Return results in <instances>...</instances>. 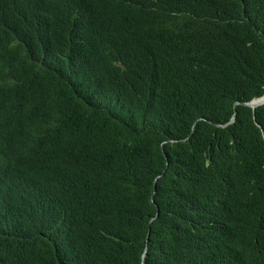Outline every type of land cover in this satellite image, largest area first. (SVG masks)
Masks as SVG:
<instances>
[{"label": "trees", "instance_id": "obj_1", "mask_svg": "<svg viewBox=\"0 0 264 264\" xmlns=\"http://www.w3.org/2000/svg\"><path fill=\"white\" fill-rule=\"evenodd\" d=\"M263 96L264 0H0V264H264Z\"/></svg>", "mask_w": 264, "mask_h": 264}, {"label": "water", "instance_id": "obj_2", "mask_svg": "<svg viewBox=\"0 0 264 264\" xmlns=\"http://www.w3.org/2000/svg\"><path fill=\"white\" fill-rule=\"evenodd\" d=\"M238 106H246V107H249V108H251V109L254 111V113H255V111H256L258 108L264 106V96L261 97V98L255 99V100H253V101L250 102V103L237 102V103L234 105V109L236 110ZM236 116H237V114H236V112H235V114L233 115V117H232V119L230 120L229 123H227V124H225V125H216V126H218V127H220V128H225V127H227L228 125H230L231 123L235 122V120H236ZM254 119L256 120V116H254ZM157 216H158V214H157ZM153 220H154V219H153ZM153 220H152V222H153ZM148 236H150V232L148 233Z\"/></svg>", "mask_w": 264, "mask_h": 264}]
</instances>
